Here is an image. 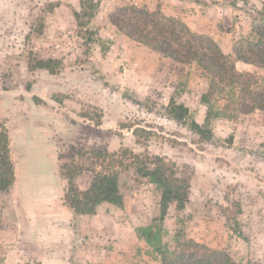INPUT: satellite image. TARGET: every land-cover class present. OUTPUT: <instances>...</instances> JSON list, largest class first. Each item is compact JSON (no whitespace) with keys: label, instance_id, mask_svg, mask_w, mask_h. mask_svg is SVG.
I'll list each match as a JSON object with an SVG mask.
<instances>
[{"label":"rangeland","instance_id":"1","mask_svg":"<svg viewBox=\"0 0 264 264\" xmlns=\"http://www.w3.org/2000/svg\"><path fill=\"white\" fill-rule=\"evenodd\" d=\"M82 1L0 0V133L8 135L15 183L19 180L8 193L24 186L20 179L26 171L33 173L47 161L54 169L75 161L100 170L110 167L112 158H97V151L161 155L193 166L191 199L184 209L171 206L165 220L156 221L160 191L138 173L131 159L119 158L124 165L114 168L125 179L123 209L135 214L136 233L140 226L158 225L162 241L172 247L181 230L187 238L227 250L241 264H264V111L228 116L220 93L210 105L202 102L209 79L194 63L139 49L109 21L119 6L155 10L168 0H102L94 7L91 32L80 27L74 15ZM201 1L209 6L223 0ZM235 1L241 10L229 18L235 21L222 25L236 28L234 44L250 37V12L257 15L264 8L260 0ZM201 36L210 37L207 32ZM39 58L57 59V71L34 68ZM254 72L263 82L264 70ZM172 100L188 106L186 125L167 114ZM193 120L211 131L207 138L190 128ZM90 181L91 174L85 172L75 179L81 189ZM25 182L30 189L39 185L31 177ZM8 193L0 198V215L5 217L0 242L16 241L14 211L8 208L17 202ZM126 217L120 215L123 223ZM136 252L133 264H161L160 255L145 243L137 241ZM4 259L0 264H6Z\"/></svg>","mask_w":264,"mask_h":264},{"label":"trees","instance_id":"2","mask_svg":"<svg viewBox=\"0 0 264 264\" xmlns=\"http://www.w3.org/2000/svg\"><path fill=\"white\" fill-rule=\"evenodd\" d=\"M101 1L83 0L81 10H75L78 25L86 31H90L88 25L94 21V7ZM193 1L204 4L201 0ZM223 2L234 7L238 4L235 0ZM216 3L218 2H213ZM260 16H264V8L257 15L250 12V17L254 20L251 35L234 44L233 55L224 53L212 37H202L183 21L166 15L161 8L149 10L136 4L119 6L109 14V21L124 35L161 55L169 56L181 64L194 63L209 79V87L202 95V102L210 105L212 97L220 93L226 100L224 110L230 116L264 111V81L261 82L255 73L242 72L236 67V61L242 60L264 69V20H256ZM58 65L59 61L53 58H39L32 64L34 68L48 69L52 73L57 71ZM167 114L186 125L189 108L172 100L167 106ZM189 126L204 138L211 133L196 120L191 121ZM93 155L104 159L111 156L110 167L96 170L75 161L64 162L60 166V173L68 182L64 203L76 214H94L103 202L124 208L122 187L125 179L123 173L114 168L124 165L123 160L119 159L121 157L131 159L138 173L148 178L160 191V215L155 218L156 221H164L171 206L184 209L191 199L194 169L189 163L179 164L150 153L141 157L128 149L117 155L103 154L102 151ZM84 172L91 174V181L81 189L76 185L75 179ZM15 180L9 138L3 131L0 133V194L8 193ZM137 234L160 255L161 264H241L227 250L212 248L193 238H187L181 230L176 232L172 247L162 241L161 227L158 225L140 226Z\"/></svg>","mask_w":264,"mask_h":264},{"label":"crops","instance_id":"3","mask_svg":"<svg viewBox=\"0 0 264 264\" xmlns=\"http://www.w3.org/2000/svg\"><path fill=\"white\" fill-rule=\"evenodd\" d=\"M134 1L137 3L139 0ZM223 1L207 6L196 1L191 4L183 0H168L161 9L168 16L182 18L197 34L207 32L224 53L233 55L232 37L237 33L236 28L226 30L222 25L226 21H235L229 18L236 15L241 6L237 4V7H234ZM262 1L264 2L260 0V3ZM191 7H195L194 10ZM209 9L215 16L208 14ZM212 26L217 28L210 31L208 28ZM251 29L252 27L250 31ZM127 38L133 45H137V48L146 47L151 50ZM236 67L242 72L252 73L263 69L242 60L236 61ZM45 165L47 166L31 169L33 173L26 171L20 179V183L24 180V186L16 192L17 188L6 194L7 197L14 196L17 202L15 207L8 208L14 211L16 241L0 242V262L5 258L6 264H21L24 260L39 264H133L137 253L136 242L139 241L142 245L145 243L150 247L136 233L132 223L135 214L131 210L126 211L112 203L103 202L94 214H76L63 202L67 181L60 169H54L52 162L47 161ZM55 166L58 167L57 164ZM48 174L53 176V185L48 183ZM33 175L37 177L34 178ZM28 177L33 181L37 180L39 185L36 188H26L25 181ZM18 183L19 180L16 181V186ZM37 189L38 191L34 192ZM1 195L4 196L0 194V198ZM123 213L128 216L125 223L120 218ZM4 220L5 217L0 215V225H4Z\"/></svg>","mask_w":264,"mask_h":264}]
</instances>
